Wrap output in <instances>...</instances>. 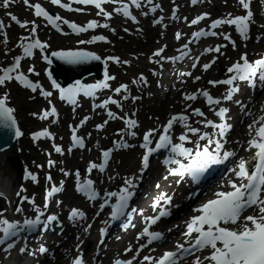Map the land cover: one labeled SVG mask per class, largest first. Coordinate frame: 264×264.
<instances>
[{
    "label": "rangeland",
    "instance_id": "1",
    "mask_svg": "<svg viewBox=\"0 0 264 264\" xmlns=\"http://www.w3.org/2000/svg\"><path fill=\"white\" fill-rule=\"evenodd\" d=\"M63 3L71 4L73 9L80 8L82 11H68L67 9L61 8L57 5H53L50 0H29L30 4L39 3L41 6L52 7L53 10L59 12V16L62 18L74 22L78 25H85L86 23L96 20L99 24L107 23L108 28L97 27L91 31L76 34L73 30L61 22L62 30L59 32L54 30L55 28H46V22L34 15V9L24 4L23 0H12L8 7H3V0H0V21H3L5 28L4 33L0 34V68L9 63L15 54L20 53L22 48L19 47L21 38L30 35L29 29L31 28L32 21L38 26L36 34L44 39L47 45V52L49 53L53 49H66V48H78L85 47L100 53L102 57L107 60L106 66L109 68L108 75L115 79L108 80L112 83L110 91L103 89L98 93V98L103 97L105 99L108 95H114V98L119 104H108V109L116 114L117 117L122 119H110L107 116V108H95V105L102 103V100L83 102L79 106L65 108L60 103L57 92L58 89L54 88L52 81L48 78V69H50V63L43 59L46 56L45 51H39L33 58H26L22 64V71L26 74L33 76L40 80L43 85L47 88V91H51L53 95L45 98L40 89L33 93L31 90L25 89L20 83L11 81L6 82L4 86H0V97L5 94H13L16 96L18 101H22L27 107L26 113H17L16 107L11 105L15 109L16 115L20 118L26 117V125L24 134L32 139L34 131L40 129H47L50 133L56 132V139L49 140L46 137L38 140H33L35 144L32 148L31 155L24 157L20 153L18 155H7L4 159V178L10 183V194L7 200L0 198V210L7 209L5 217L8 219L11 214L15 216L29 217L35 213L34 208L36 204L46 203V193L50 190V186L53 182L66 187L67 183H71L66 195L56 196L57 201L61 204L57 206V212L60 216L63 213L69 214L70 211L75 208L84 212V206L81 203V199L76 196V189H74L72 182L74 181L77 172L82 176H92L98 179V184L103 189L114 190L123 188L125 186V179L129 176L138 175L139 169L142 163V153L140 150V143L143 142L144 135L149 130H155L154 133L159 132L161 127L167 123L170 115L183 112L185 106L189 103L185 100H181V103L173 106L169 109L165 108L166 96L173 95L176 93L183 94L190 91L197 92L201 89H207L204 86L211 87L215 93L223 96L225 94L224 85H213L209 84V81H217L225 79L228 72L226 67H231V63L239 61L242 52L247 51L249 56L255 57L264 55V0H252L251 11L253 12V20L251 25L252 28L250 37L247 41H244L239 34L236 32L234 26H223L219 29V32L230 34L232 40L235 41V47L228 40L223 39L222 36L212 38L209 42H202L201 44H209L210 47H215L219 44L226 45L222 48V54L210 52L202 58L201 63L197 69H192L190 66L191 58H188L187 66L191 68L190 76H180V70L183 68L182 62L179 60L173 61L171 59L161 60L159 63L154 61L160 60L158 57H154L153 53L164 47L163 57L170 58L172 55L177 57L178 47H180L185 41L192 38L194 27H189L191 21L195 19L200 13H207V17L202 21V26L206 28L211 25L212 19H221L228 14L231 16L245 15L244 10L237 2V0H203L201 4L191 5L190 0H162L158 2L159 7L165 9V16L167 20L162 19V23H155L160 18V11L155 15H150L147 9L148 4L140 9H136L138 12L139 22H131L126 19L122 14L115 12V8L119 7L120 4L108 3L102 5L105 12L111 14V19L106 18L103 15H98V9L95 6H85L80 4L71 3L69 0H62ZM123 3L130 1L122 0ZM146 0H144V3ZM132 6V5H131ZM130 6V7H131ZM168 10H167V9ZM144 13H148L144 15ZM15 15L18 19L23 22H29L28 29L18 27L15 22L10 19V15ZM150 15V16H149ZM158 15V16H157ZM177 17V18H174ZM155 20V21H154ZM63 29H66L67 33H63ZM127 29V31H125ZM114 30V31H113ZM217 31V29L215 30ZM182 33V40L177 41L176 33ZM94 36H104L106 41H97L95 43H79L80 41H89ZM7 39V43L4 40ZM26 42V41H25ZM181 43V44H180ZM215 56V57H214ZM108 57H118L121 63H116L113 60H108ZM212 67L207 71L203 69L204 64L211 63ZM127 61V63H123ZM192 64V63H191ZM223 64L224 68H221ZM33 69V71H30ZM221 70V72H220ZM38 73V75L36 74ZM143 76L146 83L140 81V77ZM197 76H201V80L198 83H194ZM95 79L94 75H88L83 81H92ZM134 81H136L134 83ZM126 84L128 91H121L118 96L115 95L114 89L119 84ZM190 84H193L190 87ZM60 85V83H59ZM128 98L125 99L124 97ZM133 97L138 99L133 100ZM263 97V96H262ZM243 99L240 101V99ZM261 98V97H260ZM264 99V98H262ZM250 100V94L246 96L240 95L238 98H234L232 101L227 102L228 107H235L236 113L230 115L233 120L237 122L240 128L237 132L232 135L233 140H238L236 148L241 146V143L245 140L241 137L243 131H245L251 122H244L240 124L244 116L250 107L248 102ZM11 103L10 100H8ZM192 106L187 110V113L192 118L197 116L192 115L193 109L199 108L204 112V106L201 101L196 100L191 102ZM55 106H58V110ZM52 107L56 108L57 116H49L48 119L41 120L39 115L44 110H50ZM264 110V109H263ZM262 112V111H261ZM260 112V113H261ZM37 114V115H33ZM255 117H259L257 114ZM85 118L87 122L81 127V121ZM126 119H134L137 121L135 128H128L125 123ZM55 121V122H53ZM107 121V123H105ZM97 125H104L102 130H98ZM198 122L196 121V127L198 128ZM203 127V126H202ZM201 127V128H202ZM73 128H77V131L81 132L87 137L88 145L82 149H75L69 151L68 137L70 131ZM181 129L177 125L176 131ZM201 131V129H200ZM131 132H135L136 135H130ZM205 133V132H204ZM197 138V135H194ZM128 142L131 147H117V144H125ZM55 146H59L63 150V154L55 151ZM105 147H113L114 154L113 159L110 162L108 169L101 173L97 169H92L89 172L91 163L99 164L102 158V151ZM238 150V149H237ZM54 161L53 166H49V161ZM25 170L31 172L37 176V181H32L30 178L25 179ZM68 173L69 175H65ZM167 172L158 173L152 181H148L151 187L149 196L152 199H145L142 203L147 213L151 212L149 204L153 201V195L158 192L160 187L159 181H166L169 183H175V179L167 177ZM165 175V176H164ZM51 176V180L47 179ZM57 176V178H55ZM69 176V177H68ZM164 177V178H163ZM167 177V179H165ZM163 178V179H161ZM151 179V177H150ZM148 184V183H147ZM148 184V185H149ZM159 185V187H157ZM176 185V184H175ZM23 187L25 191L17 196V191ZM37 187V188H36ZM173 191L172 189L170 190ZM168 191L164 192L167 193ZM27 197L29 200H35V205L25 200L21 203V200ZM44 199V201H43ZM17 206L23 208V213H16L15 209ZM44 207V206H43ZM41 208V207H40ZM148 208V210H147ZM87 210V209H86ZM65 231L62 236L51 245V252L41 253L39 252L40 244L32 248L31 259L27 261L30 264H58L64 254L68 253L70 244L76 246V236L84 232L86 225H83L82 230L74 228L71 223L75 224L76 221L71 222L66 215ZM180 221L174 223H179ZM97 225V222L94 223ZM167 224L165 227H170ZM99 226H96V228ZM88 232V229L87 231ZM131 234V233H130ZM138 233L132 232L129 237H122L121 248L127 249L129 246L133 248L132 252H129L131 256H135L136 251L140 245L146 242V238H143L141 242L135 243L137 240ZM96 236V234H95ZM91 235L89 238H93ZM134 237V240L129 238ZM45 240V239H44ZM85 240V239H84ZM43 243V242H42ZM48 243V241H44ZM172 244V243H171ZM54 250L55 260H48L52 251ZM53 252V253H54ZM75 253V252H74ZM73 252L67 258V264H70ZM150 253L148 250L139 252L136 256L138 260H142L143 256H148ZM144 256V257H145ZM111 260V259H110Z\"/></svg>",
    "mask_w": 264,
    "mask_h": 264
},
{
    "label": "snow or ice",
    "instance_id": "2",
    "mask_svg": "<svg viewBox=\"0 0 264 264\" xmlns=\"http://www.w3.org/2000/svg\"><path fill=\"white\" fill-rule=\"evenodd\" d=\"M11 2L12 0H3V7H8ZM23 2L28 7L34 9V15L36 17H42L57 31L61 30V22L67 25L76 34L87 32L89 29H95L97 27H109L107 23L99 24L96 20H92L88 22L87 25L81 26L64 19L59 15H51L39 3L33 5L29 3V0H23ZM50 2L53 5L67 9L68 11H82L80 8L73 9L71 4L63 3L62 0H50ZM199 2H201V0H191L193 5ZM237 2L244 10H246L245 15L233 17L231 14H228L221 19L214 20L210 25V29H212L211 31H196L193 33L192 40L189 43L195 42L201 37L222 36L223 39L230 41L233 47H235V41L232 40L230 34L215 31L224 25L234 26L239 36L244 41H247L249 39L250 25L253 20V12L251 11L250 7L252 0H237ZM72 3L80 5H94L95 8L99 10L98 15H103L108 19H111V14L105 12L102 5L108 3L120 4L119 7L115 8V12L122 14L126 18L136 21V17L132 15L131 11L129 10V4L123 3L122 0H72ZM146 3L151 6V12H156L159 8V5L155 4L154 0H146ZM130 4L139 9L142 7V0H130ZM147 14L148 13H144V15ZM207 15L208 14L205 13L203 15L197 16L191 21V25L199 24L207 17ZM10 19L18 24L19 27L28 29L29 22H21L15 15H10ZM30 23L32 25L29 29L30 35L22 37L21 43L19 44V47L23 49V55L15 57L14 64L11 66L0 68V73H2L0 74V86H4L6 82L15 80L19 82L25 89H30L33 93L40 89L41 94L45 98L51 97L53 95L51 91H44L39 83L33 82L24 73L18 72V69L21 66V60L25 57H31L33 55L34 49L44 50L47 48V45L42 43L35 36L36 29L38 27L35 24V21ZM155 23L160 24L162 23V20H156ZM262 27H264V25H262ZM4 28L5 25L3 21H0V34H3L6 37L7 34L4 33ZM125 31H127V29H125ZM180 38L181 33L177 32L176 39L179 40ZM25 41L28 42L25 43ZM97 41H106V38L104 36H94L89 41H80L79 43H95ZM7 42V39H5L4 43L6 44ZM188 46V44L183 45L182 49L178 50L180 51L181 55L173 58L163 57L162 53L164 52V47H162L153 53L154 57L160 58V60H156L154 62L159 63L161 60L165 59H171L173 61L182 60L184 57L189 55L188 52L184 51L185 49H188ZM224 47H226V45L221 44L212 48H207L204 51L205 53L215 52L222 54L221 50ZM51 55L71 64H79L89 60L101 59L95 53L86 51H59L53 52ZM43 59L48 63H51V60L48 58V56H44ZM107 59L113 60L116 63H121L118 57H108ZM105 63H107V60ZM123 63H127V61H124ZM214 63L215 60H213L211 63L204 64L203 69L207 71ZM30 71H33V69H30ZM227 72L231 74L229 78L217 81H209V84L213 85V87L220 84L229 86L222 98L213 97L208 90L202 89L198 90L196 93L183 94V100L196 101L198 98H203L207 105L214 111L215 115L219 117L221 121H225L228 109L221 107L217 110L213 106L220 105L222 100H231L234 94L239 92L238 82H247L252 87L256 86L257 78L259 81L264 82V59L250 62L247 58V54H243L240 58V61H237L231 67H229ZM13 73L16 74L13 75ZM36 74L38 75V73ZM48 75L51 79V73H48ZM179 75L190 76L191 73H180ZM111 79L115 78L105 73L104 81L97 84L84 85L77 82V84L73 85L72 87L61 88V86L56 83L55 80H53L52 85L54 88L59 89L61 100H67L70 104L76 105V97L79 94L83 93L85 96H94L96 90L107 89L109 87L107 81ZM199 79L200 77H196V80ZM140 81L146 83V80L143 76L140 77ZM135 82L136 81H134V83ZM115 91L117 94H119L121 91L127 92V85H121V87L115 89ZM124 98L127 99L128 97L125 96ZM135 99H138V97H133V100ZM8 100L9 97L7 94H5L3 97H0V126L13 129L14 135L16 137H20L23 133L16 126V119L13 115L15 109L8 105ZM109 103L119 104L118 101L109 98L103 103L95 105V108L106 109ZM188 108H191V104L187 105L184 112L174 114L170 117V119H168L167 124L163 126V133L160 135L159 140L154 148L150 147L152 144L150 137L153 136L155 130H149L144 135V142L140 145V147L146 150L144 156L142 157V165L144 167H147L150 155L160 149L169 148V146H171V153L175 154L176 157H183L185 160H189L190 162L185 164L180 159L175 158L166 160V164H176L179 166L176 169H169V174L180 176L181 178H183L185 175H188L195 181L212 165L223 163L229 158L235 156L234 152L223 151L224 143L222 141L231 126L226 122L217 124L211 120L198 121V123H202L205 127L218 129V135L220 138L214 140L208 133H201L199 128L192 127L188 123L189 116L185 114ZM192 115L204 116L205 114L203 111H201V109L196 108L193 109ZM49 116H57L55 107H52L50 110H44L43 113L39 115V119L45 120L48 119ZM107 116L110 119H122L121 117H117L116 114L111 111L107 112ZM87 119L88 118H85L83 121H81V127L87 122ZM262 120H264V118H262ZM105 123H107V121H105ZM125 123L127 124L128 128H135L137 126V121L134 119H126ZM256 123L260 122L257 121L254 124L249 125V135H252L253 131L255 132V135H253L252 139L248 141V150H256L253 157V159L257 161L254 171L250 172L248 161L240 159L236 166L230 170L237 178L236 180L228 181V185L232 190L216 192L214 194L215 198L208 200L201 207L195 209V211L199 214L194 215L190 221L186 222V230L183 233V236L185 237V243L177 245L178 251L165 252L159 258L145 256L143 258L145 261H149V264H153V262L154 264H179V261L186 256L193 255L195 252L208 250V255L203 257L196 256L194 264H205V262H207V264H264V123H260L258 128H256ZM176 124H179L182 128L186 129V132L182 133L178 138L181 141L179 144H173L172 138L169 134L173 126ZM103 127L104 125H97L98 130H102ZM76 132L77 128H73V147L83 148L84 139L77 136ZM189 132L193 135H197L198 139L194 142L191 141L187 134ZM130 135L135 136L136 133L131 132ZM41 137L54 138L52 133H50L47 129L32 135V139L34 141L40 139ZM200 141H206L207 143L201 145ZM184 142L194 143L195 148L193 149L185 147ZM212 145H215V147L213 148ZM54 147L57 153L63 154V150L59 146L54 145ZM117 147L127 148L131 147V145L117 144ZM71 150L72 149L70 148L69 151ZM111 152L112 150H103V163L99 165L96 163H91L89 172H91L92 169L97 168L103 172L111 156ZM54 164V161H49L50 167ZM65 175H68V173H65ZM77 176H79L78 172ZM24 178H30L34 182L37 181V176L31 172H28L27 170H25ZM47 179L50 181L52 178L51 176H48ZM165 179H167V177H165ZM237 180L240 182L237 183ZM134 186L133 180L131 178H126L125 187L122 188L119 193H107L108 197L119 196V203L112 206V220H116L121 215H123L124 209L133 195L130 189ZM157 187H159V185H157ZM23 191H25V189L21 187L20 190L17 191L16 195L20 196V193ZM60 191H62L61 187L53 185L50 190L47 191L46 199L53 197ZM77 191L83 194L89 201L95 200L98 195L93 189V182L91 180H87L83 183L78 181ZM0 198L7 200V197L3 192H0ZM25 200L35 205L34 198L29 200L27 197H24L21 200V203H23ZM171 201V196H169L167 193H162L153 202L152 208L156 214L146 218L145 227H143L142 231L137 235L138 241L143 238H147V240L144 244L140 245L133 259H135L136 256L139 255V252L143 251L144 248L163 238L162 233L151 231L150 229H152V227L156 225L161 220V218L170 215V210H168L166 206L170 205ZM47 207L48 204L45 203V209ZM249 209H254L253 214L245 216L244 213ZM34 210L36 212L35 218H25L22 222L8 220L5 217V212L7 209L0 210V234H2L0 235V244H4L6 241L12 240L13 238H19L21 232L35 231L41 225L46 228L58 220V217L55 215L47 216L45 219H42V217H45V212L38 207L34 208ZM15 212L22 214L23 208L17 206ZM83 218L84 213L81 210L73 208L70 211V220L76 221L77 219ZM105 223H108V221H105ZM88 227L90 228L91 225ZM85 231H87V229H85ZM104 231L105 230H102V233ZM185 244H187L188 247H186ZM13 247H15V243H9L6 251L12 249ZM26 250L27 249L25 247L20 248L21 253H24ZM40 251L45 252L47 249L41 247ZM126 251L132 252L133 248L129 246ZM74 264H84L83 259L81 257H77L74 260ZM115 264H133V260L129 259L126 261H121L117 259Z\"/></svg>",
    "mask_w": 264,
    "mask_h": 264
},
{
    "label": "bare ground",
    "instance_id": "3",
    "mask_svg": "<svg viewBox=\"0 0 264 264\" xmlns=\"http://www.w3.org/2000/svg\"><path fill=\"white\" fill-rule=\"evenodd\" d=\"M204 39L207 40V42L211 41L212 38L211 36H208V37H204ZM190 44V43H189ZM196 44V47H189L188 48V53H192V52H196V54L194 55L193 59H192V62L195 60L196 57H198L199 55H206L208 54L209 52L205 53V49L209 48V46L207 45H203L201 43H199V40H197L195 42ZM187 50V49H186ZM188 56L184 57L181 61H182V64H183V68H181L180 70V73H187V72H190L191 71V68L187 66V61H188ZM91 65H88L87 67H90ZM87 67H83V69L87 68ZM221 68L223 69L224 66L223 64H221ZM221 72V70H220ZM190 87L193 86V84H190ZM262 90V89H261ZM210 92V91H209ZM188 93H195V92H188ZM254 95V94H253ZM251 95V99H250V107L252 108V111L251 112H248L247 116H246V119L248 122L251 120V119H255L253 113H258V112H261L263 110V107H264V100H262V96L264 97V89L260 92L257 91V93H255V95L253 96ZM166 103H165V108L166 109H169L173 106H176L178 104L181 103V100L183 101V96H181V93H176V96H171V95H168L166 96ZM261 97V98H260ZM198 101L199 98L197 99ZM186 102H189V104H192L191 101H186ZM195 102V101H193ZM187 106H185L186 108ZM184 108V109H185ZM188 110V109H187ZM211 113V108L207 105L205 111H204V116H197L195 118H192L191 116L188 115V113L186 112L185 114L189 116V120H188V123L192 126V127H196V121H202L203 118L209 116ZM251 122V121H250ZM198 127H200L202 125V123H198ZM175 128V125L173 126L172 130ZM240 128V126L238 125L236 127V129H234V133L237 132V129ZM171 130V132H172ZM183 132H186V129L183 128ZM189 135V138L191 141L194 140V135L192 133H187ZM242 138L245 140V142L241 143V146L239 147L238 151H237V155H236V160L235 162L238 163L240 159H244L246 161H248L249 163H252V157H254V154H255V149L249 151L248 148H249V145H248V141L250 139H252V136L255 135V132L253 131L252 135H249V127L243 131V134H241ZM181 142V141H180ZM188 142H184V145H187ZM229 144V143H228ZM237 144V142L233 141V142H230V145H232L233 147ZM5 156L4 155H1L0 156V191L5 193L6 197H9V194H10V183L9 181L4 178V165H3V160H4ZM164 178V177H163ZM161 178V179H163ZM237 178L234 176V179L233 180H236ZM240 181L237 180V183H239ZM160 184V189L158 192H155V197L158 198L163 192H166L168 191V195L171 194V189L174 190V193L176 191V187L175 186H171L172 188L169 187V183L166 182V181H159ZM225 190L227 188H230V186L227 184L224 185L223 187ZM195 204L192 205V207H190V212L193 210V207H194ZM84 224L83 225H87V228L88 229V232H82L80 234H78L76 236V240L77 242H81L84 238L87 239L88 238V234L89 235H93V234H96L97 230L95 228V225L94 223L97 221V217H94L93 219H91L90 215H84V218L82 219ZM82 225V226H83ZM91 225V227L89 228L88 226ZM81 226V227H82ZM82 229V228H80ZM142 225H140L138 227V230L137 232H141L142 231ZM186 230L185 226H182L180 227V229L178 230V232L175 233V236H177V240L174 242V244L172 245V248L175 247L177 245V243L179 241H183V239H185V237L183 236V233L184 231ZM131 240H134V237H131L129 238ZM142 239H140L139 241L138 240H134L135 243H139L141 242ZM121 239H119L118 241L114 242L111 244V246L109 247V250L104 254V256L102 257V261L100 264H103V263H106L108 262L110 259H126L128 255V252L126 251V249H123L121 248ZM168 242L164 243V244H160L159 246H163V245H166ZM150 248V246H148ZM27 250L24 252V253H15V252H9V253H6L3 257H2V261L0 262V264H30V263H27V261H29L31 259V251L29 248H26ZM79 250V248H76L73 244H70L69 248H68V253L67 254H64L62 256V259L59 261L58 264H67V258L68 256L74 252V251H77ZM150 253L153 252V250L151 249L149 251ZM87 255V258L88 260H90L92 258V255L91 254V251L90 252H87L86 253ZM206 264V263H205Z\"/></svg>",
    "mask_w": 264,
    "mask_h": 264
},
{
    "label": "water",
    "instance_id": "4",
    "mask_svg": "<svg viewBox=\"0 0 264 264\" xmlns=\"http://www.w3.org/2000/svg\"><path fill=\"white\" fill-rule=\"evenodd\" d=\"M59 51H86L95 53L92 51H89L84 48L79 49H66V50H53L50 53V59L52 62V70L51 74L54 75V77L58 80L62 81L63 85H67L74 81H81L85 76L89 75L91 72L96 75V77H99L103 71H104V60L101 58V56L97 53L101 59L100 60H89L84 63L79 64H71L67 63L58 57H54L51 54L53 52H59ZM96 65V70L94 71H87L83 72V67H87L88 65ZM14 115V114H13ZM15 119L16 116L14 115ZM16 126H18V122L16 119ZM17 147H18V137L14 135V130L5 128L3 126H0V156L2 154H17Z\"/></svg>",
    "mask_w": 264,
    "mask_h": 264
},
{
    "label": "trees",
    "instance_id": "5",
    "mask_svg": "<svg viewBox=\"0 0 264 264\" xmlns=\"http://www.w3.org/2000/svg\"><path fill=\"white\" fill-rule=\"evenodd\" d=\"M12 102L17 106V108L19 109V110H21L20 109V107H22L23 109V111L22 112H26V110H28L27 109V107L23 104V103H18V102H16L15 100H14V97L12 96ZM21 121H22V124L25 126V119L24 118H22L21 119ZM25 140H24V143H23V145H24V147H25ZM26 150V149H25Z\"/></svg>",
    "mask_w": 264,
    "mask_h": 264
}]
</instances>
